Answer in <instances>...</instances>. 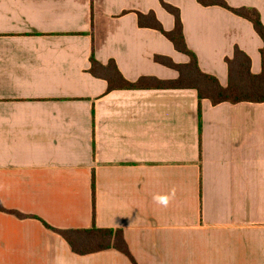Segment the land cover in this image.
Segmentation results:
<instances>
[{
  "label": "crops",
  "instance_id": "0c3cea01",
  "mask_svg": "<svg viewBox=\"0 0 264 264\" xmlns=\"http://www.w3.org/2000/svg\"><path fill=\"white\" fill-rule=\"evenodd\" d=\"M177 8L200 70L228 85L236 48L262 71L253 25L219 6ZM253 8L264 0H224ZM161 0H0V264H264V103L200 102L193 89L116 90L89 73L114 61L130 83L185 65L139 25ZM93 178L95 197L93 199ZM154 197L166 201L157 203ZM95 200V201H94ZM122 230L130 259L80 256L58 230Z\"/></svg>",
  "mask_w": 264,
  "mask_h": 264
},
{
  "label": "trees",
  "instance_id": "16d2710c",
  "mask_svg": "<svg viewBox=\"0 0 264 264\" xmlns=\"http://www.w3.org/2000/svg\"><path fill=\"white\" fill-rule=\"evenodd\" d=\"M204 7L219 6L236 16L249 21L263 42L260 50L262 71L258 75L251 72V59L240 49L236 48L232 59H228V85L222 87L219 81L208 74L203 73L198 64L197 56L188 48L183 25L180 18V11L164 3L163 8L175 19V26L171 32H165L161 24L157 21L154 13L148 15L139 14V25L149 27L161 32L175 49L186 55L189 62L185 65H177L168 59L157 58L162 64L171 67L179 74L177 80L172 82H161L155 79L142 78L135 83L128 82L118 70L114 61L107 65L98 62L94 55L90 58L89 73L99 79L105 80L108 84L107 92L116 90H138L146 88L156 89H193L198 94L200 102L199 114L201 113V102L209 100L213 106L222 103H264V25L259 12L253 8H231L224 0H197ZM93 199L95 197V181L93 178ZM95 201V200H94ZM0 212H10L19 218H25L18 212L8 211L0 205ZM44 225L59 234L70 246L71 250L80 256L98 253L105 250L114 249L133 260L128 245L125 241L122 230L100 229L95 225V212L93 214V226L83 230H58L48 224ZM133 263L135 264L134 260Z\"/></svg>",
  "mask_w": 264,
  "mask_h": 264
},
{
  "label": "clouds",
  "instance_id": "9594fccd",
  "mask_svg": "<svg viewBox=\"0 0 264 264\" xmlns=\"http://www.w3.org/2000/svg\"><path fill=\"white\" fill-rule=\"evenodd\" d=\"M154 200H156L157 203H164V204H166V201L163 200V199L160 198V197H154Z\"/></svg>",
  "mask_w": 264,
  "mask_h": 264
}]
</instances>
